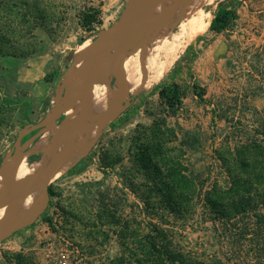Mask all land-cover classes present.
<instances>
[{
    "label": "rangeland",
    "instance_id": "obj_1",
    "mask_svg": "<svg viewBox=\"0 0 264 264\" xmlns=\"http://www.w3.org/2000/svg\"><path fill=\"white\" fill-rule=\"evenodd\" d=\"M127 1L0 0V164L19 130L62 95L83 42L112 25ZM177 1L161 0L133 48L163 31ZM196 2L204 0H189L188 11ZM219 4L234 12L227 29L208 26L191 39L153 88L119 94L103 113L113 119L101 120L64 175L43 179L54 133L95 127L100 116L64 124V114L41 149L27 141L31 135L23 139L26 163L49 158L38 184L11 180L9 192L28 186L37 199L19 213L22 225L0 236V264H170L169 256L174 264L180 256L264 264V186L258 181L248 191L228 174L242 147L256 148L258 160L264 149V0H216L203 8L210 21ZM174 84L182 92L175 112L158 96ZM108 85L122 91L114 76ZM170 178L186 179L188 195L164 188ZM218 197L220 215L210 205ZM8 199L4 192L0 206Z\"/></svg>",
    "mask_w": 264,
    "mask_h": 264
},
{
    "label": "bare ground",
    "instance_id": "obj_2",
    "mask_svg": "<svg viewBox=\"0 0 264 264\" xmlns=\"http://www.w3.org/2000/svg\"><path fill=\"white\" fill-rule=\"evenodd\" d=\"M214 1L216 0H204L203 4L201 2H196L193 5L194 8L189 11V0H179L175 2L173 7L167 11L174 10V14H172L168 22H166L168 25L163 27V31L156 34L152 42L142 43L140 46L132 48L125 57L119 74V80L122 83V91L120 92L116 87H110L107 79L97 81L84 97L79 99L74 106L65 113L64 124L73 122L81 116H85L91 120L101 116L107 108L111 106L110 104L119 94H122L125 99V96L129 94H135L153 88V86L159 83L168 68L175 62L185 45L191 39L207 30L210 15L205 12L203 8L206 5L212 4ZM158 5L156 7H158ZM179 5H185V7L181 9ZM151 14L149 18L152 19L153 17ZM172 21L177 23L176 29L172 27ZM89 46L90 40L83 42L81 47L85 50L79 53V60L86 54ZM79 60L77 58L76 65L69 73V82L75 80L83 70L84 63L82 60L79 62ZM100 97H103L102 102H99ZM53 130V128H49L43 133L36 142L34 148H43L52 135ZM97 133L98 129L96 127H76L60 138L58 147L68 146V148L58 161L53 179L67 172L72 159L85 152L91 143V139L97 136ZM80 141L85 142L80 145ZM48 158V156L38 158L37 163H26L25 158L24 161L17 166L12 176L8 179L7 184H4V180L0 179V200L3 199L4 192H8L11 198L4 205L0 206L1 226H12L16 224L20 217L18 216L19 213L36 201V193L34 194L31 187L27 186L21 189L17 187L24 183L28 184L36 178L38 184L45 171ZM11 180L18 186L13 191L9 192L11 189ZM37 187L39 194L41 188H39L40 186Z\"/></svg>",
    "mask_w": 264,
    "mask_h": 264
},
{
    "label": "water",
    "instance_id": "obj_3",
    "mask_svg": "<svg viewBox=\"0 0 264 264\" xmlns=\"http://www.w3.org/2000/svg\"><path fill=\"white\" fill-rule=\"evenodd\" d=\"M160 1L161 0H128L118 19L93 38L88 51L81 58L84 63L81 74L72 82L68 81L66 83L62 95L55 101L51 109L40 121L35 124L25 125L19 130L11 151L4 157L0 164V179H9L17 166L24 161L25 143L27 141L34 142L38 140L49 128H54L56 122L60 120L79 99L83 98L97 81L101 79L108 80L112 76L120 81L119 74L124 59L133 48L141 27ZM104 117L113 119L112 116L105 113L98 118L99 120H97L95 127L101 124V120ZM85 125L87 128L94 127L91 124ZM68 132L67 130L56 131L51 139L50 160L46 168L45 178H43L46 183L55 173L58 160H60L64 151L68 148V146H65L63 152L59 155L57 154L59 140ZM29 135L31 136L28 140L23 142V139ZM44 185L42 191H45ZM10 199H8L7 202ZM38 211L39 209L36 207H30L28 213H37ZM23 220L24 216H20L17 223L14 224L15 226H8L7 229L1 226L0 236L11 234L22 225L21 223Z\"/></svg>",
    "mask_w": 264,
    "mask_h": 264
},
{
    "label": "trees",
    "instance_id": "obj_4",
    "mask_svg": "<svg viewBox=\"0 0 264 264\" xmlns=\"http://www.w3.org/2000/svg\"><path fill=\"white\" fill-rule=\"evenodd\" d=\"M234 12L232 9H228L223 5L219 4L216 13L214 14L212 20L209 24V30L220 32L227 29L231 18L233 17ZM159 101L163 103L170 111L175 112L181 107V97L182 92L177 84L160 87L158 91ZM253 147V146H252ZM256 148H251V145L244 146L240 150H238L231 158L232 162H229L228 174L233 178V182L236 185H242L245 190L254 189L253 186L256 187V184H260L264 186V149L262 152V157L260 153L259 160L257 159L258 152L255 151ZM35 157H30L29 162L33 161ZM170 172V171H169ZM158 173L160 171L158 170ZM260 181V182H258ZM258 182V183H257ZM164 188H169V192H173L174 196H185L188 195V181L186 179H178L174 180L170 178V180L165 184L162 183ZM178 186L180 188H178ZM184 188V189H182ZM236 188V187H235ZM264 195V189H263ZM249 198V197H248ZM216 200V199H215ZM224 199L218 197L217 203L215 201H210L211 207L215 210L217 214L220 215V211L217 210L218 207L222 206ZM250 200V199H249ZM236 205V203H235ZM234 209V208H232ZM237 209V207H235ZM168 257V256H167ZM170 264L176 263L175 256L168 257ZM178 264H197L195 261L189 258H179Z\"/></svg>",
    "mask_w": 264,
    "mask_h": 264
}]
</instances>
